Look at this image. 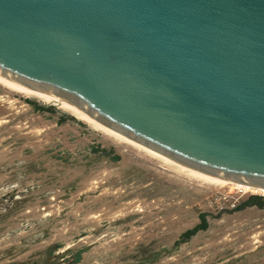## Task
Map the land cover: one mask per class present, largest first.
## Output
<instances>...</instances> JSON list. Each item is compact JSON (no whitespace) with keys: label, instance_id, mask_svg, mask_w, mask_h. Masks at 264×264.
<instances>
[{"label":"water","instance_id":"1","mask_svg":"<svg viewBox=\"0 0 264 264\" xmlns=\"http://www.w3.org/2000/svg\"><path fill=\"white\" fill-rule=\"evenodd\" d=\"M0 76L264 189V0H0Z\"/></svg>","mask_w":264,"mask_h":264},{"label":"rangeland","instance_id":"2","mask_svg":"<svg viewBox=\"0 0 264 264\" xmlns=\"http://www.w3.org/2000/svg\"><path fill=\"white\" fill-rule=\"evenodd\" d=\"M251 196L0 87V264H264Z\"/></svg>","mask_w":264,"mask_h":264},{"label":"bare ground","instance_id":"3","mask_svg":"<svg viewBox=\"0 0 264 264\" xmlns=\"http://www.w3.org/2000/svg\"><path fill=\"white\" fill-rule=\"evenodd\" d=\"M0 87L8 91L26 96V97L37 99L42 104L54 105L55 107H57V109L69 114L70 116L74 117L79 122L86 124L90 128L103 133L104 135L108 136L109 138L117 142L124 143L139 152L145 153L151 158L158 160L162 164L172 167L173 169L185 175L190 176L191 178L197 180L200 183L207 184V185L214 186V187H220V188H235L236 190L241 191L244 194L259 195V196L264 197L263 188L254 187V186L246 185L238 181L235 182V181H231L228 179H222L219 177L208 175L206 173H202L200 171H196L194 169L180 165L153 151H150L149 149L142 147L141 145L112 131L111 129L104 127L103 125H100L98 122L94 121L92 118L88 117L87 115H85L84 113H82L81 111L73 107L72 105L66 103L65 101H62L61 99H58L51 95H46V94L28 89L2 76H0Z\"/></svg>","mask_w":264,"mask_h":264},{"label":"trees","instance_id":"4","mask_svg":"<svg viewBox=\"0 0 264 264\" xmlns=\"http://www.w3.org/2000/svg\"><path fill=\"white\" fill-rule=\"evenodd\" d=\"M35 109H39V108L35 107ZM250 206H255L257 208H262V207H264V200H262L260 197L251 196L241 206L237 207L235 210L239 211L243 207H250ZM205 229H206L205 217L203 215H200L199 216V223L196 226H194L193 228L184 231L179 236V241L181 243H184L189 238L194 236L197 232L204 231ZM75 260L77 261L78 258L76 257Z\"/></svg>","mask_w":264,"mask_h":264}]
</instances>
